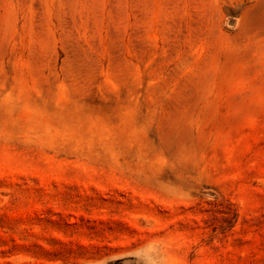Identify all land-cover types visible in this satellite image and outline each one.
<instances>
[{
	"label": "rangeland",
	"instance_id": "1",
	"mask_svg": "<svg viewBox=\"0 0 264 264\" xmlns=\"http://www.w3.org/2000/svg\"><path fill=\"white\" fill-rule=\"evenodd\" d=\"M0 264H264V0H0Z\"/></svg>",
	"mask_w": 264,
	"mask_h": 264
},
{
	"label": "bare ground",
	"instance_id": "2",
	"mask_svg": "<svg viewBox=\"0 0 264 264\" xmlns=\"http://www.w3.org/2000/svg\"><path fill=\"white\" fill-rule=\"evenodd\" d=\"M174 263H176V262H174Z\"/></svg>",
	"mask_w": 264,
	"mask_h": 264
}]
</instances>
